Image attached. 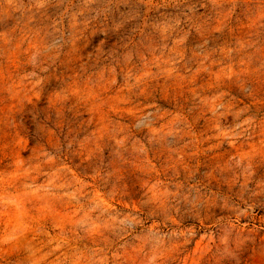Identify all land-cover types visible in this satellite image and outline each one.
<instances>
[{"label":"clouds","instance_id":"clouds-1","mask_svg":"<svg viewBox=\"0 0 264 264\" xmlns=\"http://www.w3.org/2000/svg\"><path fill=\"white\" fill-rule=\"evenodd\" d=\"M0 264H264V0H0Z\"/></svg>","mask_w":264,"mask_h":264}]
</instances>
